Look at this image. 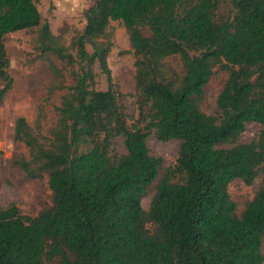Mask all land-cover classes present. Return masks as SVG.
I'll return each mask as SVG.
<instances>
[{
  "label": "trees",
  "instance_id": "obj_1",
  "mask_svg": "<svg viewBox=\"0 0 264 264\" xmlns=\"http://www.w3.org/2000/svg\"><path fill=\"white\" fill-rule=\"evenodd\" d=\"M90 1L72 53L36 0H0V103L13 84L5 43L16 31L39 27L38 48L70 66L73 80L50 60L47 100L65 94L49 136L45 103L34 124L16 120L15 140L30 153L17 164L30 178L48 175L53 201L35 216L16 203L0 208V264H264V177L240 213L229 190L264 175V0ZM115 20L135 57L131 125L109 66ZM96 63L106 90L96 87ZM218 68L228 76L210 115L206 87ZM251 122L261 133L238 143ZM152 134L180 148L145 209L165 168L149 149Z\"/></svg>",
  "mask_w": 264,
  "mask_h": 264
},
{
  "label": "rangeland",
  "instance_id": "obj_2",
  "mask_svg": "<svg viewBox=\"0 0 264 264\" xmlns=\"http://www.w3.org/2000/svg\"><path fill=\"white\" fill-rule=\"evenodd\" d=\"M43 16V22H48L51 31L62 36L63 42L72 53L73 37L81 32L85 26V11L91 6L90 0H36ZM231 11L230 1L225 2L219 9V14L227 16ZM112 41L109 54V66L120 94V102L128 114L131 125L139 116V108L135 82V57L130 42V34L120 20L111 22L108 29ZM39 27L20 30L8 34L6 50L10 59V73L13 78L12 88L0 103V208L11 203L19 205L28 215H37L53 201V191L49 186L48 175L42 178H30L25 170L17 164L21 157L30 158L29 149L23 143L15 140V123L20 116L25 117L31 124L38 114L41 104L45 103L43 117V132L50 135L56 124L58 109L65 90H57L48 99V87L52 83V73L49 62L52 60L57 67L63 69L67 76V84H72L71 67L58 59L55 55L48 58L38 48ZM92 51V48L88 46ZM176 64H178L176 62ZM98 89L108 88L107 75L98 63L94 66ZM225 71L216 70L206 87V100L203 109L210 115L218 112L217 97L227 78ZM263 127L258 122H251L239 137L238 143H248L261 133ZM116 148L120 153L126 152L124 137L118 136ZM151 153L164 159V169L160 171L157 180L152 184L149 193L143 199V207L149 209L156 185L164 170L174 164L178 156L180 141L177 139L160 140L155 135L148 139ZM230 145H228L229 147ZM264 175L260 174L253 184L247 185L241 179L231 182L229 190L233 200L237 203L239 213L243 211L247 202L253 199Z\"/></svg>",
  "mask_w": 264,
  "mask_h": 264
}]
</instances>
